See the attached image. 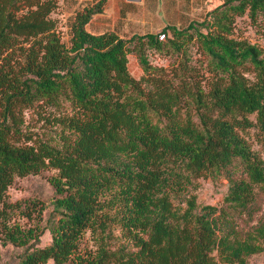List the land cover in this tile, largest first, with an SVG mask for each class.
<instances>
[{"label":"trees","instance_id":"obj_1","mask_svg":"<svg viewBox=\"0 0 264 264\" xmlns=\"http://www.w3.org/2000/svg\"><path fill=\"white\" fill-rule=\"evenodd\" d=\"M106 2L75 12L67 42L52 15L58 0H0L1 242L24 246L16 264H66L86 229L106 231L118 221L136 248L103 247L81 264H246L264 251V220L241 239L225 226V207L197 212L192 195L181 211L171 190L190 175L225 174V200L247 208L254 183L264 185V159L246 135L264 130V48L234 35L235 15L256 19L264 0H225L203 20L130 37L87 28ZM194 36L209 56L205 81L185 59L168 75L144 50L187 54ZM136 39L143 41L132 46ZM132 50L145 71L140 78L129 70ZM34 104L59 111L51 117L62 126L61 143L25 135L24 111ZM49 168L58 193L53 212L46 227L26 226L18 215L40 220L45 203L12 200L9 187ZM46 228L52 239L39 244Z\"/></svg>","mask_w":264,"mask_h":264},{"label":"rangeland","instance_id":"obj_2","mask_svg":"<svg viewBox=\"0 0 264 264\" xmlns=\"http://www.w3.org/2000/svg\"><path fill=\"white\" fill-rule=\"evenodd\" d=\"M59 6L52 13L58 19L59 30L62 38L69 42L71 37V21L75 12L83 7V3L91 0H58ZM225 0H165L160 4L158 10L153 12L154 23L159 21L172 22L179 27L187 26L192 20H203L209 10L215 8L217 5L223 3ZM237 1V0H235ZM91 4V3H89ZM164 5L171 8L170 14L161 13ZM130 10L134 16L143 14V7L140 4L130 5ZM155 10V8H154ZM153 10V11H154ZM170 15V16H169ZM112 21V20H111ZM151 21V18H150ZM131 28L127 27L123 20H120L115 25V31L121 36L130 37L134 33H142L145 28L150 29V24L141 26L137 22H132ZM149 26V27H148ZM156 28V27H154ZM206 30L205 26L201 27ZM111 30V29H110ZM158 31H161L158 30ZM147 32V31H144ZM172 35V31L168 30L167 35L162 37L167 40ZM234 35L239 38H246L251 42L257 43L264 48V12H260L256 19H252L246 12L245 14H236L234 22ZM161 37V36H160ZM143 40L136 39L131 45ZM188 52L183 54L171 47L166 46L164 50H157L153 47L144 45V50L147 53L150 62L155 66H164L165 72L171 75L181 64L184 59L191 65L195 77H203L207 80L209 74L207 70L208 54L204 51L201 42L197 36H194L187 42ZM128 66L130 72L136 78L144 75L145 71L140 62L139 53L132 50L128 53ZM54 113L59 111L52 106H42L34 104L27 107L24 111L23 130L25 135H32L34 140H48L51 143H61L60 137L61 125L55 124L53 121ZM255 118V115H252ZM253 148L264 159V130L257 126L251 127L246 133ZM55 173V169H45L39 173H31L25 176L16 177L14 183L9 187V195L12 200L20 198H38L45 203L42 219L29 218L19 214L20 221L26 225H39L41 228L46 227L48 217L54 208V200L58 196L53 183L50 180V175ZM235 177H241L242 171L236 170ZM245 177V174H243ZM186 186L181 188H173L171 190V198L174 204L183 211L188 206V199L194 195L197 206L195 211H200L205 204H213L225 207L227 211L225 225L230 227L233 234L243 239L250 234L257 232V226L264 220V185L261 183H254L253 196L250 205L247 208L241 205L232 204L225 200V196L229 192L230 181L225 174L211 175L205 174L201 176L190 175ZM116 208L111 209V213H115ZM52 234L49 228L41 235L39 244L50 242ZM106 247L110 250H118L119 248L134 249L136 248L135 240L132 235L124 231L121 223L118 221L112 222L111 226L106 231H101L100 228L93 230L88 228L85 230L79 249L76 254L72 255L71 259L66 264H81L85 263V259L97 253L101 248ZM24 246L16 245L12 242L3 244L0 240V264H16L18 262V253L22 251ZM81 256V257H80ZM45 264H53L50 259ZM220 264H228L227 262H220ZM246 264H264V251L256 252L247 256Z\"/></svg>","mask_w":264,"mask_h":264},{"label":"crops","instance_id":"obj_3","mask_svg":"<svg viewBox=\"0 0 264 264\" xmlns=\"http://www.w3.org/2000/svg\"><path fill=\"white\" fill-rule=\"evenodd\" d=\"M82 1V0H80ZM97 0L86 1L82 6L94 3ZM193 1V0H192ZM165 0H107L105 4V8L102 12H97L94 14L92 19L88 22L87 28L94 33L104 32L106 30H114L116 27V23L120 20H123L125 25L131 28L132 22H137L141 26H147L150 24V29L145 28L144 31H158L162 29L165 25L172 22H157L156 26L154 23L153 12H156L160 6L163 5ZM140 4L143 7V14L139 16H134L133 12L130 10V5L132 4ZM155 8V10H154ZM154 10V11H153ZM172 12L171 8L166 7L164 5L163 11L161 13L170 14ZM170 16V15H169ZM151 18V21H150ZM112 20V21H111ZM148 26V27H149ZM156 27V28H154ZM142 31V32H144Z\"/></svg>","mask_w":264,"mask_h":264},{"label":"built area","instance_id":"obj_4","mask_svg":"<svg viewBox=\"0 0 264 264\" xmlns=\"http://www.w3.org/2000/svg\"><path fill=\"white\" fill-rule=\"evenodd\" d=\"M164 36H165V33H162V34H161V38L164 37Z\"/></svg>","mask_w":264,"mask_h":264},{"label":"water","instance_id":"obj_5","mask_svg":"<svg viewBox=\"0 0 264 264\" xmlns=\"http://www.w3.org/2000/svg\"><path fill=\"white\" fill-rule=\"evenodd\" d=\"M133 1H139V0H133Z\"/></svg>","mask_w":264,"mask_h":264}]
</instances>
